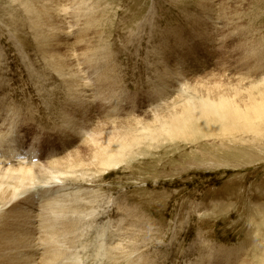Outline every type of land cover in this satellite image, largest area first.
Returning <instances> with one entry per match:
<instances>
[{
	"label": "rangeland",
	"instance_id": "rangeland-1",
	"mask_svg": "<svg viewBox=\"0 0 264 264\" xmlns=\"http://www.w3.org/2000/svg\"><path fill=\"white\" fill-rule=\"evenodd\" d=\"M218 95L264 103V0H0V225L29 264H264V129L177 134ZM103 129L112 166L56 165Z\"/></svg>",
	"mask_w": 264,
	"mask_h": 264
},
{
	"label": "bare ground",
	"instance_id": "bare-ground-1",
	"mask_svg": "<svg viewBox=\"0 0 264 264\" xmlns=\"http://www.w3.org/2000/svg\"><path fill=\"white\" fill-rule=\"evenodd\" d=\"M54 38H58V37H54ZM196 80L197 79L191 80V88L196 93H198L203 88V86H199L200 83L197 84V82H199V79L197 81ZM177 111L182 116V120L179 121L180 125L177 134L186 139L191 137V140H194V136L200 135L201 133L210 134L212 132H218V131L219 132L222 131L220 132V134L223 135L226 134L225 132L228 130L229 126L231 131L233 130V127L236 128L241 127V129L247 132H255L264 129V103L259 104L257 102H254L251 107L246 106L245 110H241L238 106L234 105L228 98L218 95L214 99L207 98V99H199L198 101L194 99L188 100L187 103L181 106V108H179ZM254 120H258V121H254ZM239 123H244V124L241 126L239 125ZM191 130H195V131H191ZM102 132L98 130L97 134L93 136L90 142L88 143L91 145V146L88 145V147L93 148L89 159H83L81 156L83 151L82 149H79L71 156L66 157L64 160H62V162L59 161V163L56 165H58L60 168L64 167V169H68V171L69 170L73 171V169H76L77 167L80 166H86L87 164H85L84 160H90V162H93L95 164L99 163V165H102L105 168L112 166L111 164L119 160L120 158L119 156H121V153L124 152L126 144H119V142L115 144L116 138H113V136L110 135L111 133L104 132V129L102 130ZM115 135L116 134H114V136ZM119 141H121V139ZM19 170H20L19 171L20 175H21L20 172L23 173L25 172V175H28L29 173L28 171H30V169L29 170L19 169ZM6 172H7L6 169L5 171L0 170V204L1 202L7 200H10L12 202L19 200L18 193L16 192L17 188L11 187L12 185L15 184L14 182H13L14 184L12 183L13 181L12 173L15 172V170H11L7 172V174ZM19 203L20 202H18V204ZM22 205H24V202L22 203ZM9 207L11 208L10 205ZM16 208L11 210L9 213H7L6 218L4 215L5 218L4 223L0 225V264H29L27 261L28 258L27 256H25V253L29 248L27 227L28 228L30 227V223L28 224L27 221V223L25 224L24 222L25 220L24 216L28 212L26 213V208H23L22 211L20 209L19 214H17ZM27 224L29 226H27ZM47 257L50 261L52 260L55 261L54 259L58 257V252L50 253V255ZM48 259L46 258V261Z\"/></svg>",
	"mask_w": 264,
	"mask_h": 264
}]
</instances>
